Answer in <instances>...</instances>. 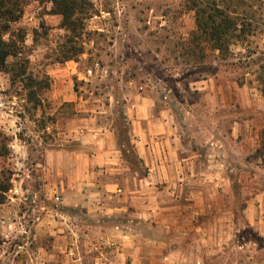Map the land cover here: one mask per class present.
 Instances as JSON below:
<instances>
[{"label": "rangeland", "instance_id": "1", "mask_svg": "<svg viewBox=\"0 0 264 264\" xmlns=\"http://www.w3.org/2000/svg\"><path fill=\"white\" fill-rule=\"evenodd\" d=\"M76 2L72 32L51 0H0L19 16L10 26L16 56L0 71V170L11 181L0 204V264H264V103L247 99L254 87L264 96V0ZM196 11L201 23L210 13L217 24L219 11L232 19L221 52L193 33ZM143 91L175 109L182 135L197 142L184 153L200 155L176 194L154 198L186 210L167 226L134 225L139 250L128 253L122 242L80 236L85 216L45 184L42 150L79 148L57 120L84 103L142 171L124 109L153 105L141 103Z\"/></svg>", "mask_w": 264, "mask_h": 264}, {"label": "crops", "instance_id": "2", "mask_svg": "<svg viewBox=\"0 0 264 264\" xmlns=\"http://www.w3.org/2000/svg\"><path fill=\"white\" fill-rule=\"evenodd\" d=\"M231 84L235 86L234 97L244 92L238 84ZM258 92L257 87L252 88L247 99L264 103V96ZM52 93L60 96L56 91ZM138 97L141 103L147 101L153 105L125 106L124 115L140 167L144 168L142 171L132 168L124 160L118 131L98 115L101 111L87 108L84 103L80 108L76 107L70 117L57 120L60 132L76 137L79 148L42 150L45 176L52 179L45 184L54 187L51 191L61 192L64 206L80 207L85 216V220L80 219V236L81 233L85 238L99 235L102 241L122 242V250L128 253L139 250L134 247V225H148L151 220L167 226L170 220L180 218V210H186L180 207L181 203L157 202L154 198L163 199L166 193L176 194L183 180L195 176V170L188 165L200 155L193 150L184 153L188 144L196 145L197 142L193 135H182L183 126L177 120L175 109L165 104L156 107L145 91ZM193 125L197 126V123L194 121L185 128ZM208 143L213 144L211 140ZM158 183L161 184L157 186ZM16 190L19 193L22 188L16 187ZM34 193L38 194V191L34 190ZM36 219L38 226L43 217ZM102 241L95 242L94 247Z\"/></svg>", "mask_w": 264, "mask_h": 264}, {"label": "trees", "instance_id": "3", "mask_svg": "<svg viewBox=\"0 0 264 264\" xmlns=\"http://www.w3.org/2000/svg\"><path fill=\"white\" fill-rule=\"evenodd\" d=\"M84 0H80L81 3ZM51 2L56 5L57 10L55 13L60 14L62 16V24L66 28L70 29L72 32H75L76 23L75 19L72 18L74 11H72V7L77 4L76 0H51ZM9 3V2H8ZM2 4V5H1ZM0 4V71L8 72L7 66V58L9 56H16L17 53V41L14 40L11 34V23L17 21L19 18L18 15H14L13 11L15 9H11L10 6L6 7L5 4ZM7 4V3H6ZM1 7L6 8L2 10ZM81 10V9H80ZM217 16L220 17L219 22L216 24L215 17L213 14H208L203 20L202 23L199 21V16H197V11L195 12L196 19V35L198 34H206L208 35L209 40L213 44V48L221 52L223 49V37L225 35L226 29H229L232 25V19L229 16L223 15L222 11H219ZM82 21L83 18H78ZM84 29L83 27H81ZM8 37H5V35ZM240 33V29H239ZM82 49H80V53ZM65 59H70V57H65ZM4 147H0V158L4 155L3 152ZM11 187L10 174L6 171L0 170V204H2L6 199V194ZM1 243V237H0Z\"/></svg>", "mask_w": 264, "mask_h": 264}, {"label": "built area", "instance_id": "4", "mask_svg": "<svg viewBox=\"0 0 264 264\" xmlns=\"http://www.w3.org/2000/svg\"><path fill=\"white\" fill-rule=\"evenodd\" d=\"M89 72H90V70H89ZM58 197H56V199H57Z\"/></svg>", "mask_w": 264, "mask_h": 264}]
</instances>
